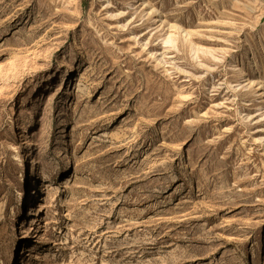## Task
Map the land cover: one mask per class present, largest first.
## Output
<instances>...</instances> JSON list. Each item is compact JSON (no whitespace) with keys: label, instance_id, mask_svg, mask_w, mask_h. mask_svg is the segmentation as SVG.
<instances>
[{"label":"rangeland","instance_id":"rangeland-1","mask_svg":"<svg viewBox=\"0 0 264 264\" xmlns=\"http://www.w3.org/2000/svg\"><path fill=\"white\" fill-rule=\"evenodd\" d=\"M148 1L0 0V264H264V0Z\"/></svg>","mask_w":264,"mask_h":264},{"label":"bare ground","instance_id":"bare-ground-1","mask_svg":"<svg viewBox=\"0 0 264 264\" xmlns=\"http://www.w3.org/2000/svg\"><path fill=\"white\" fill-rule=\"evenodd\" d=\"M129 1H131V2H139V1H141L140 2V4H141V6L143 7V9H145L146 11H147V14L149 15V16H153L155 19H156V21H157V24L159 25V26H161L162 25V19H160V14H159V9L156 7V6H153L148 0H129ZM188 35V34H187ZM255 80H251V83H253V84H255ZM256 85H258L259 86V91H260V93H261V96L262 97H264V89H263V84H262V82H258V83H256ZM85 90H87V89H85ZM13 112L15 111V109H13L12 110ZM15 113V112H14ZM22 127L24 128V129H26L27 128V125H26V123L25 122H23L22 123ZM28 138H27V135H25V138L22 140L23 142H22V144H23V146H24V148H25V150H26V154L27 155H30L29 156V158H30V161H31V170L32 169H34V168H36L37 166H36V161L34 160V153L32 152V154H30L31 153V150H32V147H33V145H36V141H35V139L34 138H32L31 140H27ZM16 150L17 151H19V148L18 147H16ZM16 159H17V161H18V163H19V165L22 167V169L23 170H26V163H25V156H22V155H20L19 154V152L16 154ZM29 165V164H28ZM37 170V169H36ZM35 170V171H36ZM20 191V190H19ZM18 191V192H19ZM46 208H47V206L45 205V203L44 202H41L40 203V208H39V210H42L43 212L46 210ZM33 222H34V220H33Z\"/></svg>","mask_w":264,"mask_h":264}]
</instances>
